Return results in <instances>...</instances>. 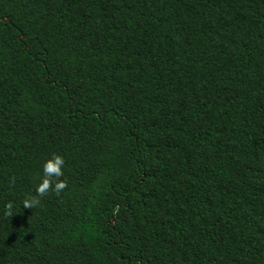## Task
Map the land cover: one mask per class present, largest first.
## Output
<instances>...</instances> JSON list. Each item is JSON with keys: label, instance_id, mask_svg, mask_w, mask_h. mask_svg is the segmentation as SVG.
Listing matches in <instances>:
<instances>
[{"label": "trees", "instance_id": "16d2710c", "mask_svg": "<svg viewBox=\"0 0 264 264\" xmlns=\"http://www.w3.org/2000/svg\"><path fill=\"white\" fill-rule=\"evenodd\" d=\"M0 264H264V0H0Z\"/></svg>", "mask_w": 264, "mask_h": 264}, {"label": "clouds", "instance_id": "9594fccd", "mask_svg": "<svg viewBox=\"0 0 264 264\" xmlns=\"http://www.w3.org/2000/svg\"><path fill=\"white\" fill-rule=\"evenodd\" d=\"M63 164V158L58 155L52 156L43 163V175L35 188L38 195H44L49 190L50 186L55 192H59L65 187L64 181L59 179L63 175ZM36 203H38V201L35 198H26L23 202L24 208H31Z\"/></svg>", "mask_w": 264, "mask_h": 264}]
</instances>
